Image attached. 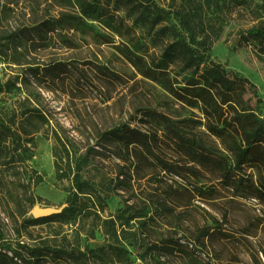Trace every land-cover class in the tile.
Returning <instances> with one entry per match:
<instances>
[{
	"label": "rangeland",
	"instance_id": "374dc122",
	"mask_svg": "<svg viewBox=\"0 0 264 264\" xmlns=\"http://www.w3.org/2000/svg\"><path fill=\"white\" fill-rule=\"evenodd\" d=\"M98 1L101 16L81 20L82 0H0V83L11 81V90L0 94V119L11 124L19 112L37 107L52 126L49 133L45 128L27 143L23 163L28 171L22 178L26 189L12 184L19 173L13 167L16 158L0 156V182H4L0 185V251L12 256L20 250L18 244L38 246L44 249L46 264H83L59 256L55 251L60 246L86 252L87 264H264V204L235 196L221 185L218 174L191 161L165 139L164 128L148 118L149 111L175 121L200 114L144 76L162 53L154 32L113 3ZM156 1L162 6L170 2ZM221 2V10L208 13L222 29L211 58L249 78L264 100V56L258 42L244 39L249 29L264 26V10L258 5H264V0ZM173 24L177 23L171 19L168 25ZM182 79L170 75L173 83ZM247 97L264 117V103H257L251 91ZM120 125L157 130L165 141L162 155L177 167L176 172L163 170L139 151L141 158L136 159L114 142L100 144L99 133ZM53 130L68 143L71 161L89 153L86 178L97 185L102 197L111 196L65 218L31 225L29 221L36 219L34 207L66 208L73 192L71 179H57L53 150L61 146ZM61 155L64 162L68 160L66 152ZM120 155L127 160L118 159ZM39 176L42 181L35 184ZM126 205L143 216L147 243L161 248L164 240L173 239L185 245L187 253L174 250L164 256L158 250L143 263L120 232L114 236L113 226L105 234L104 220ZM138 223L130 224L138 227ZM207 233L215 237H206ZM203 240L205 246H199ZM99 248L103 251L93 253ZM115 248L127 249L128 254L119 255Z\"/></svg>",
	"mask_w": 264,
	"mask_h": 264
},
{
	"label": "trees",
	"instance_id": "16d2710c",
	"mask_svg": "<svg viewBox=\"0 0 264 264\" xmlns=\"http://www.w3.org/2000/svg\"><path fill=\"white\" fill-rule=\"evenodd\" d=\"M104 1L113 3L118 10L134 16V22L147 27L149 33L154 32L155 41L160 44L162 53L158 62L144 71V76L160 84L177 102L197 109L200 114L196 119L175 121L166 114L151 110L147 114L148 118L162 125L165 139L188 155L191 161L218 174L225 189L235 196L252 197L264 204V117L258 114L247 94L251 91L257 103L262 104L264 100L258 96L257 87L249 78L239 72L227 70L210 55L213 45L221 37L222 29L208 13L221 10V0H170L167 6H162L156 0ZM234 1L237 4L247 3V0ZM258 5L259 9L264 10L263 4ZM80 7L81 20L98 19L103 13L98 0H82ZM171 19L177 24L168 25ZM244 39L246 42H258L264 56V26L249 29L244 34ZM171 73L182 77V81L173 83L170 80ZM10 82L0 83V94L11 90ZM45 128L48 133L50 128L52 130L49 119L37 107L19 112L11 124L0 119V156L4 154L16 158L13 167L16 166L19 173L18 179L12 184H17L22 190L28 186L22 179L23 174L28 171L27 165L23 163V154L28 150L27 143ZM201 128L204 130H200ZM52 136L56 144L61 146V149L55 147L53 150L57 179H71L74 184L73 192L68 197L67 207L61 213L30 220L31 225L65 218L77 210L90 208V204L95 206V201L101 202L111 196L105 194L102 197L97 185L89 177L86 178L84 169L89 162V153L86 152L79 161L73 162L69 158L68 143L57 130L52 131ZM98 137L100 144L105 145L106 140L114 142L128 157L153 158L163 170H177L175 165L168 163L163 157L165 141L157 130L142 131L129 125H120L99 133ZM65 152L68 160L64 162L61 154ZM117 158L127 160L124 155ZM121 176L123 174L118 175V178ZM41 181L42 177L39 176L35 184ZM3 183L0 182V185ZM142 218L141 214L132 211V206L126 205L117 215L105 219L101 227L105 234H110L108 228L113 226L114 236H118L120 232L128 245L138 252L143 263H147L148 258L155 257L153 254L158 250H163L164 256L174 250L181 254L187 253V247L173 239L164 240L161 248H157V243H147V231ZM132 221H139V226H131ZM207 236L215 237L214 233H207ZM198 244L205 246V241H199ZM18 246L20 250H15L12 256L0 251V264H46L43 261L46 257L43 248L24 244ZM115 250L119 255L128 254L127 249ZM102 251L103 248H99L93 250V253ZM55 252L61 257L68 256L87 264V253L81 249L69 250L60 246Z\"/></svg>",
	"mask_w": 264,
	"mask_h": 264
},
{
	"label": "water",
	"instance_id": "95a60500",
	"mask_svg": "<svg viewBox=\"0 0 264 264\" xmlns=\"http://www.w3.org/2000/svg\"><path fill=\"white\" fill-rule=\"evenodd\" d=\"M63 208L61 209H55V208H41L39 206L34 207L32 210V215L34 218H43V217H49L54 214H59L61 213Z\"/></svg>",
	"mask_w": 264,
	"mask_h": 264
},
{
	"label": "built area",
	"instance_id": "2783aa9c",
	"mask_svg": "<svg viewBox=\"0 0 264 264\" xmlns=\"http://www.w3.org/2000/svg\"><path fill=\"white\" fill-rule=\"evenodd\" d=\"M0 75H1V68H0Z\"/></svg>",
	"mask_w": 264,
	"mask_h": 264
}]
</instances>
